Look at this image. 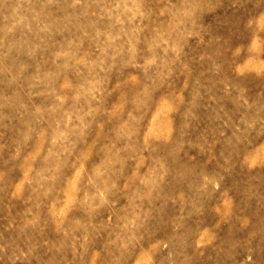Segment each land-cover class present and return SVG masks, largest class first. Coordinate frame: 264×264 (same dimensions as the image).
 Listing matches in <instances>:
<instances>
[{"label": "rangeland", "instance_id": "rangeland-1", "mask_svg": "<svg viewBox=\"0 0 264 264\" xmlns=\"http://www.w3.org/2000/svg\"><path fill=\"white\" fill-rule=\"evenodd\" d=\"M0 264H264V0H0Z\"/></svg>", "mask_w": 264, "mask_h": 264}]
</instances>
